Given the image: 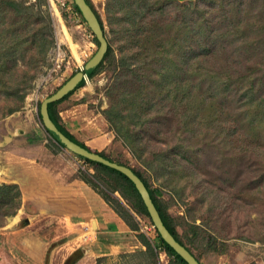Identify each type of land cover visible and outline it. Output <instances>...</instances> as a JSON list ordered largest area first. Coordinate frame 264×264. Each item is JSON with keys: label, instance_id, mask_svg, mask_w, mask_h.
I'll list each match as a JSON object with an SVG mask.
<instances>
[{"label": "rangeland", "instance_id": "1", "mask_svg": "<svg viewBox=\"0 0 264 264\" xmlns=\"http://www.w3.org/2000/svg\"><path fill=\"white\" fill-rule=\"evenodd\" d=\"M48 1L57 45L50 53L48 66L39 73L34 89L27 95L22 110L0 119V185L16 184L9 183L15 176L17 179L12 181L19 182L17 185L21 188L22 174L27 176L29 171L34 177L48 172L50 181L53 178L57 183L66 182L70 177L79 178L80 170L89 168L81 157L60 146L46 132L39 107L45 98L85 67L97 52L99 44L74 7L68 9L58 0ZM65 1L67 5L70 1L73 6L72 0ZM180 1H198L199 7L185 9V4L182 8L180 4L163 0L156 5L158 15L153 30L167 42L169 39L172 42L170 40L164 57L160 58L154 54L157 52V36L153 34L154 40L147 43L153 53L149 57H141L144 65L139 69V76L134 77V82L139 83L132 91L139 94L136 102L142 106L149 105V108L153 105L149 114L144 113L148 121L141 126V143L149 144L141 160L117 136L105 114L111 108L113 98L122 96L126 90L120 85V94L118 89L112 90L118 74L114 71V57H121L119 47L127 48L128 52L133 46L129 37L122 35L120 26L114 25L118 31H112L108 23L107 0L92 2L104 20L114 53L100 71L93 77L88 76L85 86L61 107L74 110V124L77 122V125L71 129L77 139L138 170L152 185L161 186L163 199L170 202L173 217L188 215L190 219L195 218L197 224L204 225L214 235V246L207 240L189 241L186 237L188 227L183 222L176 223L180 238L204 264H264V42L259 41L262 36H258L264 23V0H258L255 5H251L250 0ZM35 2L37 0H28V4ZM199 8L206 9L207 14L202 15ZM56 11L73 43L60 39ZM248 12L255 24V32L248 37L251 42L249 47L243 39L226 35L232 20L235 17L244 18ZM194 23H208L207 27H214L217 36L214 37V33L212 36L216 41L208 34L200 36L192 32V39L185 38L184 31ZM207 45L216 47V55L209 56L214 60L208 65L217 69L221 68L218 65L233 66L229 80L220 75L211 77L203 70L206 65L204 59L208 57ZM195 55L199 58L194 59ZM168 58L175 61L176 67L170 63L166 73L161 67ZM130 60L136 62V59ZM200 63L202 68L198 67ZM164 75L166 78L163 80ZM204 99L210 102L203 103ZM211 105L215 107L212 106V113L208 114ZM123 107L125 111L128 106ZM18 125L26 133L12 140L10 133ZM27 136L38 140L33 144ZM172 147L176 150L172 155L166 153V161L171 160L176 165L166 164L164 177L160 178L158 155L163 150L170 151ZM176 157H180L177 162L174 160ZM22 158L28 161L24 162ZM146 161H153V165H146ZM181 163H187L189 169H182ZM30 180V185H37L36 178ZM180 187H183L185 195L183 202H177L178 197L172 190ZM53 189L52 186L46 187L49 193ZM52 206L53 202H45L38 192L29 197L26 193L17 214L6 217L3 226H0V235L7 229L21 228L27 224L25 218H33ZM12 218H16L17 222L12 223ZM142 219L151 228L149 232H154L152 236L156 237L151 221L145 217ZM12 248L16 255L21 253L18 246L10 245ZM6 249L5 244L0 245V264H11L4 253ZM79 252L84 254L80 249ZM168 261L159 260V264H167Z\"/></svg>", "mask_w": 264, "mask_h": 264}, {"label": "trees", "instance_id": "2", "mask_svg": "<svg viewBox=\"0 0 264 264\" xmlns=\"http://www.w3.org/2000/svg\"><path fill=\"white\" fill-rule=\"evenodd\" d=\"M161 1L162 0H107L106 4L108 23L111 25L112 31H118L114 25H117L118 27L120 26L122 35L124 37L128 36L129 41L133 46H131L132 49H129L128 52L127 48L119 47L122 55L119 58L114 57V71L118 74L116 79H114L112 90H117L119 85L125 87L126 90L125 93L121 94L122 96H113L114 98L111 108L106 110L105 114L117 136L123 140L127 147H129L133 155L140 160L149 149V144L141 143V126H144L148 121V118L144 117V113L149 114L153 105L149 108V105L142 106L138 104L136 101L139 94L132 93V91H134L139 84L134 82V77L139 76V69L144 65L142 61H140L141 57H149L153 53L147 45V43L154 40L153 34L157 36L155 46V48H157V52H154V54L158 55L160 58L164 57V51L171 40L169 39L167 42V40L162 38L159 33H156L153 30L154 23L157 22L156 19L158 15L155 8ZM163 1L180 4V7L185 4V9L193 10L196 9L195 7H199L197 6V4H199L198 1H188L187 3H182L180 0ZM87 2L97 14L109 42V48L104 59L94 71L88 74L89 77H93L100 71L106 61L110 60V56L114 53V47L106 34L103 18L96 10L92 0H87ZM257 2L258 0H250L251 5H255ZM72 4L75 11L79 14L82 20L85 21L73 1ZM49 10L50 3L48 0H37V2L29 4L28 0H0V119L22 110L27 95L34 89L35 81L39 73L42 72L43 68L49 64L50 53L57 45L53 18ZM198 11L202 13V15L207 14L206 9L199 8ZM251 19L252 17L249 12L245 14L244 18L235 17L232 20V24L229 25V28L226 30V35H232L233 37L243 39L245 43H248L247 46L249 47L251 42H249L248 37H250L251 33L255 32V24ZM207 25H202L201 23H194L191 27L188 25L187 30L184 31L185 38L192 39L190 34L192 32L200 36L208 34L209 37L211 36V38L216 41L214 37L217 35L213 29L214 27L211 26L210 28L209 26L207 27ZM261 26L262 29L259 31L258 36L261 35L262 38L259 39V41L264 42V23H262ZM213 33L214 37L212 36ZM220 34L223 33H218V35ZM95 39L97 44H99L96 36ZM205 50L208 51L206 52V56L208 57L204 59L206 65L203 70L211 77H217L220 75L221 78L229 80L232 77L233 66L218 65L221 68L217 69L212 65H208V62L214 60V58H209V56L216 55V47L207 45L205 46ZM245 50L247 51V48ZM131 58L136 59V62L131 61ZM197 58L199 57L195 55L194 59ZM168 59L169 60L163 61V66L161 67L162 71L165 70L166 73L170 63L172 67H176L175 61L171 58ZM198 67L202 68L201 63ZM75 74L76 73H74L70 78H72ZM122 76L124 77L122 78ZM164 78H166L165 75L163 76V80ZM83 86H85V79L79 83L76 89L71 91L62 99L49 104V113L52 120L62 133L70 140L90 151L99 153L108 159L129 166L122 161L111 158L102 151H98L88 146L84 142L77 139L64 127L59 113V105L69 99V97L73 95L77 89H80ZM118 91L119 89L117 90V93ZM118 94H120V92ZM175 96L176 94L173 93L174 98ZM116 97L117 99H115ZM202 102H210V100L204 99ZM123 105H127L129 108L127 107L124 111L125 107H123ZM138 106H141L142 108ZM212 106L214 105L209 107L210 112L208 114L212 113L210 109L213 108ZM215 123L218 124V120H215ZM179 146L183 147L182 144H179ZM179 146H177L176 149H178ZM176 149L175 147H172L170 151L163 150V152H161L163 155L161 153L158 155L160 163L157 170L161 173L158 175L160 178L164 177L163 170L166 167V164L172 167L176 165L171 160L166 161V158L168 159V155L166 153L172 155ZM74 154L81 157L89 166L86 170H80L79 178L95 189L115 210V212L126 221L132 230L137 232L140 231L137 215L148 218L154 225L138 189L128 176L112 167L97 163L77 153ZM161 156L162 158L160 160ZM179 158L180 157H176L174 160L177 162ZM145 163L148 166L153 165V161H146ZM180 166L182 169H189V165L187 163H181ZM129 167L132 168L133 171L144 181L169 231L201 263L200 258L180 238V233L176 229V223L183 222L188 227L186 237L189 241L196 242L207 240L211 246H214L216 240L214 235L204 228V225L197 224V220L195 218L190 219L188 215H186V217H173L169 214L168 209L170 208V202H166L162 198L164 194L163 188L161 186L152 185L149 180L144 178L142 173L131 166ZM90 170H93V172ZM164 184L165 183H163V185ZM182 188L183 187L172 189L178 197V202H183L185 199ZM22 197V191L19 185H0V226H3L6 217L17 214L22 205ZM29 211H32V209H29ZM156 232L159 243L165 248L166 252L170 256L169 264H189L162 238L157 229ZM139 236L149 251L154 250L151 241L145 234L139 233ZM251 264L258 263L253 262Z\"/></svg>", "mask_w": 264, "mask_h": 264}, {"label": "crops", "instance_id": "3", "mask_svg": "<svg viewBox=\"0 0 264 264\" xmlns=\"http://www.w3.org/2000/svg\"><path fill=\"white\" fill-rule=\"evenodd\" d=\"M61 104L59 113L63 125L74 135L71 129L77 125V122L74 124V110L62 109ZM27 138L33 144L38 140L30 136ZM22 160L28 161L27 158ZM47 174L39 177H34L30 171L27 176L22 174V196L27 193L29 197L38 192L45 202L52 201L53 206L40 211L33 218H25L27 224L21 228L7 229L1 233L0 245L7 246L4 253L11 264H159V260L163 262L165 259H169V264L170 256L157 236H152L154 232H149L151 228L141 216L137 215L140 231H134L95 189L78 176L57 183L53 178L50 181ZM30 178H36L37 185H30ZM16 179L14 176L9 183L19 184L12 181ZM47 186L54 187L52 193L46 191ZM24 188L27 189L26 193ZM168 212L171 214L170 208ZM139 233L148 237L154 250H148ZM10 245L21 248V253L16 255ZM201 264L204 263L201 261Z\"/></svg>", "mask_w": 264, "mask_h": 264}, {"label": "water", "instance_id": "4", "mask_svg": "<svg viewBox=\"0 0 264 264\" xmlns=\"http://www.w3.org/2000/svg\"><path fill=\"white\" fill-rule=\"evenodd\" d=\"M79 9L82 17L93 31L99 42V48L94 56L86 63L85 67L78 71L72 78H70L64 85H62L58 91L45 98L40 105L39 114L41 122L46 132L57 142L60 146L84 156L97 163L104 164L112 167L126 176H128L136 188L138 189L154 223L155 228L158 230L162 238L174 248V250L180 254L189 264H201L196 257L183 245L181 244L169 231L168 227L164 223L161 214L156 207L154 200L145 185L144 181L133 171L129 166L120 164L116 161L108 159L99 153L88 150L85 147L77 144L76 142L67 138L62 131L58 128L55 122L52 120L49 113V104L62 99L64 96L69 94L71 91L76 89L79 83L87 76L90 72L94 71L104 59L108 48L109 42L102 28L101 22L89 5L87 0H72ZM26 130L20 125L15 126L14 130L11 131V136L16 137L17 135H24ZM10 137V136H9ZM12 139V138H11Z\"/></svg>", "mask_w": 264, "mask_h": 264}, {"label": "bare ground", "instance_id": "5", "mask_svg": "<svg viewBox=\"0 0 264 264\" xmlns=\"http://www.w3.org/2000/svg\"><path fill=\"white\" fill-rule=\"evenodd\" d=\"M56 16L55 17H57V20H58V29H59V31H60V35L61 36H59L60 37V39L61 40H67V41H69L70 43H73L72 42V40H71V36H70V34L68 33V31H67V29H66V27L63 25V23H62V20H61V18H60V15H59V13H58V11H56V14H55ZM56 20V21H57ZM72 47H73V50L75 49V45L74 44H72ZM75 51V50H74ZM77 54V53H76ZM16 222V218H12V223H15Z\"/></svg>", "mask_w": 264, "mask_h": 264}, {"label": "built area", "instance_id": "6", "mask_svg": "<svg viewBox=\"0 0 264 264\" xmlns=\"http://www.w3.org/2000/svg\"><path fill=\"white\" fill-rule=\"evenodd\" d=\"M58 2L60 4H62L63 7H66L67 6L68 9H73V6L71 5V2L70 1H68V5H67V2L65 0H58ZM84 79L87 80V81H89L88 75L85 76ZM152 227H153L154 230H156V228H155L154 225H152Z\"/></svg>", "mask_w": 264, "mask_h": 264}]
</instances>
